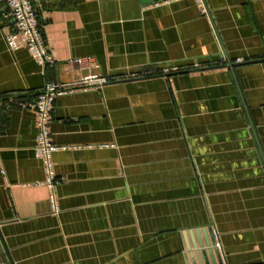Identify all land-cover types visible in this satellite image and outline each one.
Wrapping results in <instances>:
<instances>
[{
	"label": "crops",
	"instance_id": "crops-1",
	"mask_svg": "<svg viewBox=\"0 0 264 264\" xmlns=\"http://www.w3.org/2000/svg\"><path fill=\"white\" fill-rule=\"evenodd\" d=\"M204 1L32 0L46 69L0 4L4 264H191L212 233L223 264H264V0ZM88 75L110 82L51 114L53 214L33 103Z\"/></svg>",
	"mask_w": 264,
	"mask_h": 264
},
{
	"label": "built area",
	"instance_id": "built-area-1",
	"mask_svg": "<svg viewBox=\"0 0 264 264\" xmlns=\"http://www.w3.org/2000/svg\"><path fill=\"white\" fill-rule=\"evenodd\" d=\"M195 2L200 7L202 14L207 15L208 10L205 1L195 0ZM0 4L7 6L8 17L13 23V30L6 36L8 50L14 52L25 47L31 53L36 64L43 69L55 66L56 60L45 43L40 29V20L32 0H0ZM79 61L83 62V60ZM220 62L222 64H229L230 60L223 56ZM109 82L110 80L107 78L88 75L82 80L68 85L47 84L37 93L33 103L37 128L35 155L43 164L45 174L43 184L49 189L53 214H57L60 211L55 193L59 182L53 161L54 153L60 148L53 143L49 129L55 102L60 96L71 94L78 90H101ZM215 239V247L219 250L221 249V244L218 242L217 236Z\"/></svg>",
	"mask_w": 264,
	"mask_h": 264
},
{
	"label": "water",
	"instance_id": "water-1",
	"mask_svg": "<svg viewBox=\"0 0 264 264\" xmlns=\"http://www.w3.org/2000/svg\"><path fill=\"white\" fill-rule=\"evenodd\" d=\"M158 1L161 0H143L144 4H151ZM225 57L227 58V56ZM236 65L238 64L229 63L230 68H233ZM211 236H212L211 239L205 237V241L203 242L198 234L199 243L197 245L196 243L193 242L194 251L189 253L191 264H196V261L198 262V264H223L221 252L220 250L215 248L216 239L213 236V233ZM187 247L190 248L189 245H187ZM0 264H4L1 253H0Z\"/></svg>",
	"mask_w": 264,
	"mask_h": 264
}]
</instances>
